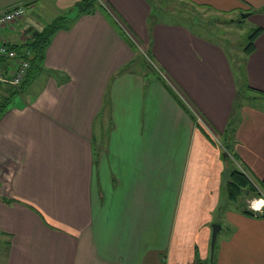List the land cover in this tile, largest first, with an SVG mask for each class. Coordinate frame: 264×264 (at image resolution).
I'll return each instance as SVG.
<instances>
[{
    "label": "crops",
    "instance_id": "1",
    "mask_svg": "<svg viewBox=\"0 0 264 264\" xmlns=\"http://www.w3.org/2000/svg\"><path fill=\"white\" fill-rule=\"evenodd\" d=\"M82 1L0 0L26 8L10 47L73 19L0 117V264H264V209L227 190L235 158L264 188V0ZM243 13L240 57L212 31Z\"/></svg>",
    "mask_w": 264,
    "mask_h": 264
},
{
    "label": "trees",
    "instance_id": "2",
    "mask_svg": "<svg viewBox=\"0 0 264 264\" xmlns=\"http://www.w3.org/2000/svg\"><path fill=\"white\" fill-rule=\"evenodd\" d=\"M97 0H83L79 5V13H93L95 12L98 4ZM73 23V19H69L66 17H59L55 19L51 24H48L46 28L38 32L31 41L27 44L14 47L19 51L27 50L30 52L27 60L30 63V68L27 71V74L18 89L12 92L8 99H0V117L6 111L12 97L18 93V91H22L26 89L44 70V62H45V52L47 47L50 44V41L53 35L62 29H69ZM259 30L254 32V34L250 38V42L246 47L247 53H250L254 46V41L257 37ZM178 99V97H176ZM179 100V99H178ZM182 104V102L179 100ZM183 105V104H182ZM260 189L264 191L263 184L258 182ZM228 194L231 200H237L240 196H243L245 193L257 192L254 183L251 182V178L249 175L241 170L238 167H234L230 172V180L227 184ZM246 215L253 216L254 212L252 210L246 209L244 211ZM196 264H207V263H196Z\"/></svg>",
    "mask_w": 264,
    "mask_h": 264
},
{
    "label": "rangeland",
    "instance_id": "3",
    "mask_svg": "<svg viewBox=\"0 0 264 264\" xmlns=\"http://www.w3.org/2000/svg\"><path fill=\"white\" fill-rule=\"evenodd\" d=\"M244 14L247 13H243L242 16L241 15L228 16L229 17L228 19L226 17L215 18L216 19L214 20L215 24L213 23L215 28L212 31L214 36H221V38H225L229 40L230 45L235 48L236 52L240 53L239 54L240 57L244 55L245 49L250 42L251 36L257 30V27H255V25L253 24L252 20L249 19V17L248 18L243 17ZM203 18L205 19L207 17H203ZM145 59L147 60V58ZM147 61L150 65H153V62L150 59H148ZM189 110L193 114L196 113L193 108H189ZM217 140L221 142L223 145H225V147L227 148L230 147L229 143L226 140H224L222 137L221 138L218 137ZM240 166H241V162L239 159L235 158L234 160L233 159L231 160V170L234 167H238L242 169ZM249 177L251 178V182L254 183V187L257 192L245 193L243 194V197L241 196L237 200H231L229 203V209L233 212L244 211L245 209L252 210L253 212H258V211H254V209H252L251 206L254 201L260 200L262 207L259 208H262L260 213L262 214L264 209V205H263L264 191L260 189V186L258 185L259 182L258 180H254V178L250 175Z\"/></svg>",
    "mask_w": 264,
    "mask_h": 264
},
{
    "label": "built area",
    "instance_id": "4",
    "mask_svg": "<svg viewBox=\"0 0 264 264\" xmlns=\"http://www.w3.org/2000/svg\"><path fill=\"white\" fill-rule=\"evenodd\" d=\"M25 12L26 8L22 5L13 6L0 12V28L4 26L16 27L23 19ZM28 55H30V52L27 50L19 51L14 47L8 46L7 44H0V58L14 63L13 69H7L5 66L0 64V85L6 81H9L13 86L20 87L27 74V71L30 68V63L26 58ZM195 117L198 123L204 124V121L200 118V116L195 114ZM260 207H262V205ZM251 208L254 209V211H260L259 213H261L262 208L255 207L254 202L252 203Z\"/></svg>",
    "mask_w": 264,
    "mask_h": 264
},
{
    "label": "water",
    "instance_id": "5",
    "mask_svg": "<svg viewBox=\"0 0 264 264\" xmlns=\"http://www.w3.org/2000/svg\"><path fill=\"white\" fill-rule=\"evenodd\" d=\"M249 14L250 13L244 14L243 17H247V16H249ZM220 229H221V225H219V224L213 225L212 242H211L212 252L215 250L217 236H218Z\"/></svg>",
    "mask_w": 264,
    "mask_h": 264
},
{
    "label": "bare ground",
    "instance_id": "6",
    "mask_svg": "<svg viewBox=\"0 0 264 264\" xmlns=\"http://www.w3.org/2000/svg\"><path fill=\"white\" fill-rule=\"evenodd\" d=\"M254 205H255V207H259V206L262 205V204H261V202H260V200H259V201H254Z\"/></svg>",
    "mask_w": 264,
    "mask_h": 264
}]
</instances>
